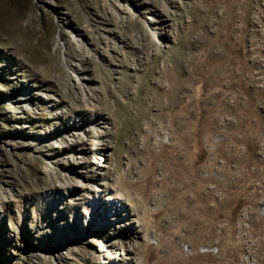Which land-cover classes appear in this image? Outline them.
I'll list each match as a JSON object with an SVG mask.
<instances>
[{
    "label": "rangeland",
    "instance_id": "rangeland-1",
    "mask_svg": "<svg viewBox=\"0 0 264 264\" xmlns=\"http://www.w3.org/2000/svg\"><path fill=\"white\" fill-rule=\"evenodd\" d=\"M151 4L172 9L164 0H0V264H88L108 232L92 200L69 203L80 190L71 172L61 181L54 156L62 107L42 98L80 110L85 56L111 118L116 181L139 187L149 169L156 180L146 201L163 212L153 261L264 264V0H186L173 10L174 42L159 52L141 27ZM95 133L77 141L92 147Z\"/></svg>",
    "mask_w": 264,
    "mask_h": 264
},
{
    "label": "bare ground",
    "instance_id": "bare-ground-1",
    "mask_svg": "<svg viewBox=\"0 0 264 264\" xmlns=\"http://www.w3.org/2000/svg\"><path fill=\"white\" fill-rule=\"evenodd\" d=\"M185 1L164 0L165 3H170L169 7H172V9H161L159 6L151 4L143 12V14L148 12L149 16L145 17L146 21L142 22L141 27L148 32L149 36L154 38L155 44L153 47L155 52L170 47L169 44L174 42L176 29L172 22L173 10ZM129 11L132 10L127 8L125 13ZM110 33L122 43L117 34ZM136 49L141 55L149 54V51L145 53L144 50L138 47ZM88 61V57L85 56L77 62V67L84 75L79 78L84 89L80 94L83 105L74 115L63 110L67 104L62 98H57L54 94L49 97L43 94L40 95H43L42 98H46L47 106L59 105L62 107L60 108L62 109L61 118H57L60 129L56 132H59V138H62L58 141L59 145L57 146L61 151L54 156L58 157L60 155L61 159L59 160H62L60 164L65 168L61 175V181L68 176L67 172H71L78 180L73 187L80 190V194L75 196L69 203L76 206V208H83L85 204L86 207H90L92 202L96 203L100 221L108 226V232L105 231L104 227V231L99 234L102 240L101 243L90 246V251L87 254L88 264H157L158 261H153L156 258V247L154 248L153 243L157 241V245L163 240L160 234L161 228L157 224L163 212L149 208L146 204L148 185L153 184V181L156 180L152 179L151 169H149L148 179H145L139 187L127 183L121 184L116 181L112 169L109 168L111 145L108 141V134L110 133L111 118L99 111L98 100L102 94V86L94 78ZM36 95L38 96L39 93ZM58 115L60 114L58 113ZM93 126L96 133L92 147L83 142L79 143L77 133L79 131L90 133ZM84 140H86L85 137ZM67 147L70 149V157L62 154L65 151L63 148ZM89 152H94L97 156L104 157V159L96 157V163L88 161L86 155ZM85 180L89 185L86 189L83 184ZM165 185L164 183V187H166ZM90 200H92L91 203ZM101 222L97 220L100 227L103 225ZM172 230V235L175 236L178 226H173ZM156 237H159V239L156 240ZM140 252L143 254L142 257ZM94 260L98 262H93Z\"/></svg>",
    "mask_w": 264,
    "mask_h": 264
},
{
    "label": "built area",
    "instance_id": "built-area-1",
    "mask_svg": "<svg viewBox=\"0 0 264 264\" xmlns=\"http://www.w3.org/2000/svg\"><path fill=\"white\" fill-rule=\"evenodd\" d=\"M93 154H95L94 152H92ZM96 155V154H95Z\"/></svg>",
    "mask_w": 264,
    "mask_h": 264
}]
</instances>
